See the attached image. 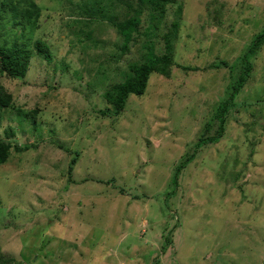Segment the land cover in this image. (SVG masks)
I'll return each instance as SVG.
<instances>
[{
	"label": "rangeland",
	"instance_id": "374dc122",
	"mask_svg": "<svg viewBox=\"0 0 264 264\" xmlns=\"http://www.w3.org/2000/svg\"><path fill=\"white\" fill-rule=\"evenodd\" d=\"M33 1L36 21L0 20V44L17 37L31 51L25 77L0 75L12 97L0 138L23 149L0 165V264H264V44L223 138L195 153L166 200L175 165L264 30V0H182L171 77L152 74L117 118L99 113L110 108L103 93L140 59L144 37L122 52L107 21L80 17L82 0ZM37 39L50 62L33 52ZM221 61L235 68H210Z\"/></svg>",
	"mask_w": 264,
	"mask_h": 264
},
{
	"label": "trees",
	"instance_id": "16d2710c",
	"mask_svg": "<svg viewBox=\"0 0 264 264\" xmlns=\"http://www.w3.org/2000/svg\"><path fill=\"white\" fill-rule=\"evenodd\" d=\"M27 4L25 10L19 9V2L12 0H0V20L2 15L12 13L13 18L22 16L30 22L32 19L39 18V9L33 0H23ZM80 17H83L86 24L100 20L107 21L110 26L116 29V32L122 38L121 50L127 52L130 43L136 38V35L143 36L144 41L141 44L142 54L136 62L129 63L126 70L120 72V80L106 89L103 93L104 100L110 105V108L99 111L103 117L117 118L125 109L127 99L130 95L142 96L145 93L149 78L152 74H158L164 78H170L174 63V47L178 39L180 18L183 12L182 0H82V3L76 5ZM117 9L119 12L114 13ZM20 15V12H22ZM171 11V12H170ZM171 13L173 19L167 26L166 31L160 35L163 42V50L157 53L154 39L158 36V28L164 21L167 14ZM15 20V19H14ZM148 21L143 27V22ZM157 34V35H156ZM156 36V37H155ZM137 39H135L136 41ZM264 44V30L257 34L248 45L245 53L240 57V68L237 70V76L226 91V97L218 102L214 113L204 126V131L200 133L197 140L193 143V148L186 153L175 165L170 182L172 189L167 194L166 200L174 196L178 189V179L183 170L194 160L195 153L199 149L216 144L226 133V124L229 114L235 109L237 95L252 77L253 63L252 59L257 54L260 47ZM32 50L38 56L50 62L52 54L49 47L40 39L33 42ZM31 51L18 42L17 37L12 42L4 41L0 44V75H5L11 79H20L25 77L30 64ZM182 70H192L190 67L179 66ZM229 68L232 70L234 65L227 62L210 65V68ZM12 97L0 84V110L11 105ZM36 113V111H34ZM9 138V137H8ZM6 138V139H8ZM0 138V165L7 162L11 149L20 152L23 149ZM30 146L25 147L28 149ZM198 153V152H197ZM68 164V174H71L77 161L78 153ZM179 224L177 223L163 239V247L166 249L173 241L171 236L177 232ZM165 230V229H164ZM163 230V231H164ZM167 233V232H166ZM0 253V262H2ZM15 261V259H11ZM155 261L152 264H158ZM214 262L213 264H216Z\"/></svg>",
	"mask_w": 264,
	"mask_h": 264
}]
</instances>
